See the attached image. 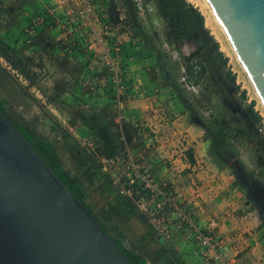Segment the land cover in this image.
<instances>
[{
    "label": "rangeland",
    "instance_id": "rangeland-1",
    "mask_svg": "<svg viewBox=\"0 0 264 264\" xmlns=\"http://www.w3.org/2000/svg\"><path fill=\"white\" fill-rule=\"evenodd\" d=\"M114 1L118 4L111 5V9L118 13L119 20L120 15L122 17L117 22L118 32L125 35L128 46H144L149 53L147 65L158 75L156 83L163 90L160 92L166 91L168 95L174 93L175 97L167 100L158 98L155 102L154 112L157 116L156 127L153 128L156 132L149 126L144 132L142 128L145 126L136 125L135 135L128 136L124 127L127 125L124 110L114 102L117 93L112 85L109 86V94L112 90L109 95L111 104L115 107L108 114L109 124L115 125L112 140L125 144V151L121 155L123 161L114 162L111 166L107 162L92 161L91 165L98 167V171L96 176L92 174L90 183L87 181L86 201L105 225L110 237L120 239L127 248L144 255L152 264H185L181 256L172 250L175 242L166 237L170 234V224L175 220L172 215L179 213L177 217L182 218L181 213H186L198 227L201 216L197 214L196 206L175 198L178 194L176 188L191 186L193 189H210L213 197L218 188L217 181L220 186L223 180L226 189L222 187L218 190L220 194L223 190L225 211L229 207L234 208V193L230 188L238 185L236 160L264 185V160L255 148L258 138L264 135V107L204 0H187L203 16V25L190 38L175 43H169L166 38L168 24L160 11L161 0ZM3 7H0L1 11ZM200 45L204 46V51L195 61L204 66L206 72L201 75L200 70L190 80L185 71L187 57ZM1 47L2 56L13 55L12 51ZM120 51L117 50L112 56L116 58L120 75L126 83L121 94L123 101L124 95L132 87V80L129 63L124 62V67L121 64ZM126 57L129 60L130 56ZM13 62L0 60V97L9 101L10 115L15 121L23 118L35 130L41 126L48 127L41 121L42 114H48L47 108L39 106L43 103L32 96L29 86L25 84V69L19 67L18 60ZM229 72L235 77V85L229 78ZM196 79L198 82L194 83ZM253 100L256 101L255 110L263 117L261 125L254 124L246 110ZM198 143L204 144L203 152H197L194 147ZM101 145L106 146L103 139ZM190 151L194 158L202 153L199 160L204 161L200 164L195 162L196 166L193 164L182 170L184 163L180 162L181 167L175 173L184 172L182 175L187 174V177L172 179L169 175L176 167L174 160L184 156L188 164L191 163ZM104 164L107 169L102 171ZM187 171L192 173V178ZM198 172L210 180L200 178L196 175ZM137 173L140 175L138 178L134 176ZM134 177L138 185L144 187L143 194L135 199L131 198L132 192H127L131 185L130 178ZM147 184L152 187L149 188ZM244 200L249 201L247 196ZM171 201L176 202V209L169 205ZM203 203L206 204L205 201ZM213 205L217 207V204ZM209 206L212 207V204ZM249 207L255 212L257 222L262 224L263 215L253 201ZM163 213H167L164 220ZM222 213L227 216L226 212ZM222 213L217 212L219 216ZM156 216L160 221L155 220ZM182 224L193 233L183 220ZM203 232L220 238L215 230L203 229ZM159 234L162 239L167 238L165 243L159 241Z\"/></svg>",
    "mask_w": 264,
    "mask_h": 264
},
{
    "label": "crops",
    "instance_id": "crops-1",
    "mask_svg": "<svg viewBox=\"0 0 264 264\" xmlns=\"http://www.w3.org/2000/svg\"><path fill=\"white\" fill-rule=\"evenodd\" d=\"M113 1L90 0L98 17L93 23V34L91 27L84 23L80 0H74L71 4L60 0H0V7L4 6V10H0V48L3 46L13 54H0V60L14 63L16 59L19 67L25 69V84L29 86L32 96L40 99L43 105L39 106L47 108V113L54 118L51 121L48 114H42L41 121L48 127L41 126L36 130L55 145L64 169L82 182L84 190L87 183L92 181V174L96 176L98 171V167L91 165L92 161L107 162L109 165L123 161L122 156L109 160L99 154L89 157L101 145L102 139L106 146L113 143L115 125L109 124L108 114L115 107L111 104V91L110 94L108 91L112 84L106 53L116 54L121 49L122 66H125L124 62L129 63L132 87L120 105L124 110V115L120 114L126 118L127 125L124 127L128 136L135 135L133 129L136 125L145 126L142 128L144 132L148 126L156 132L153 128L156 127L157 116L154 112L155 102L158 98L167 100L175 97L174 93L168 95L166 91L160 92L163 90L157 86L158 75L147 65L149 53L144 46H128L125 35L118 32L119 23L112 19ZM70 7H75L74 13ZM127 55L130 56L129 60ZM141 135L147 137L146 134ZM194 147L197 152H203L204 144L198 143ZM202 155H196L195 162L200 164L204 161L199 160ZM183 157L174 160L176 167L169 175L172 179L187 177V174L182 175L184 172L175 173L181 167L180 162L184 163L181 170L193 165ZM235 164L238 185L230 188L234 193V208L229 207L227 211L223 190L222 194L218 190L224 188L226 182L223 180L220 186L217 181L218 188L213 197L210 189H193L191 186L176 188L178 194L175 198L196 206V212L201 216L197 222L200 227L215 230L222 237L220 249L213 251L203 247L177 217L179 213L172 215L175 220L170 224L169 239L175 242L172 250L181 256L185 264H264V185L255 180L238 160ZM106 169L104 164L101 170ZM187 172L192 178V173ZM196 175L210 180L202 172ZM246 196L249 201L244 200ZM252 201L263 215L262 224L257 222L255 212L249 207ZM213 204H217V207ZM217 212L222 213L221 216ZM161 237L159 234V241L165 243L168 237L165 240ZM220 251L225 255L218 258Z\"/></svg>",
    "mask_w": 264,
    "mask_h": 264
},
{
    "label": "water",
    "instance_id": "water-1",
    "mask_svg": "<svg viewBox=\"0 0 264 264\" xmlns=\"http://www.w3.org/2000/svg\"><path fill=\"white\" fill-rule=\"evenodd\" d=\"M208 2L264 104V0ZM0 264H132L1 110Z\"/></svg>",
    "mask_w": 264,
    "mask_h": 264
},
{
    "label": "trees",
    "instance_id": "trees-1",
    "mask_svg": "<svg viewBox=\"0 0 264 264\" xmlns=\"http://www.w3.org/2000/svg\"><path fill=\"white\" fill-rule=\"evenodd\" d=\"M160 11L163 18L167 21L168 28L166 32V38L169 43L180 42L190 38L192 35L198 32L201 25H203L204 18L198 9L194 8L187 0H161ZM204 46L200 45L189 54L187 57V65L185 67L186 75L191 80L195 74L201 70V75L205 74L206 69L201 66L198 61H195L196 57L203 53ZM227 60L224 59V63ZM232 84H236L235 77L231 72L228 73ZM192 82V81H191ZM198 79L194 81L197 83ZM112 91V90H111ZM245 95V93H244ZM256 101H252L247 106V113L250 116L254 124L262 123L263 117L260 112L255 110ZM0 110L5 114L20 131V133L28 140V142L36 149V151L43 157V159L49 164V166L56 172L60 179L66 184L70 191L76 196V198L83 204V206L91 213V215L99 222L102 228L107 232L105 225L100 221L97 215L93 212L90 205L86 201V192L84 190L82 182L75 176H72L70 172L64 169L57 149L48 138L37 132L25 119L21 118L15 121L10 115L9 101L0 97ZM136 128L133 129V131ZM256 151L262 156L264 160V135H261L255 143ZM125 151V144L121 142H113L111 145L104 146L98 145L91 158L95 154H99L101 157L109 160L121 156ZM191 163H195V158L192 151L189 152ZM262 174V173H261ZM128 188L132 189L131 198H139L144 191V187L138 185L137 181L133 185H129ZM108 233V232H107ZM118 248L125 254L132 264H148V259L136 252L127 248L120 239H114L111 237Z\"/></svg>",
    "mask_w": 264,
    "mask_h": 264
},
{
    "label": "built area",
    "instance_id": "built-area-1",
    "mask_svg": "<svg viewBox=\"0 0 264 264\" xmlns=\"http://www.w3.org/2000/svg\"><path fill=\"white\" fill-rule=\"evenodd\" d=\"M62 1V3H70L74 2V0H60ZM81 1V5L83 7V9H81V14L84 18V23L85 25H88L91 27L93 34H95V31L93 29V23L95 20H98L96 14L94 13V8L92 3L90 2V0H80ZM117 1H113L112 5H117ZM70 11L72 13L75 12V7H70ZM40 20V19H38ZM106 58L109 62V69L111 71V77H110V81L112 86L115 88L117 95L115 96L114 102L116 103V105H118L120 107L122 101H121V94L123 93L124 88L126 87V83L125 81H123L122 77H121V71H119L118 69V65H117V60L114 56H112L109 52L106 53ZM15 73H17L15 71ZM17 76H19V74L17 73ZM21 78V77H20ZM121 115V114H120ZM134 176H136L137 178L140 176L139 173L135 174ZM135 177L134 178H130V184L133 185L135 183ZM147 186L149 188H151L152 186L150 184H147ZM129 193L132 192V189H128ZM170 206H174V209H176V202H170L169 203ZM181 212V211H180ZM158 215V213H157ZM182 218L181 220H183L185 223H187L191 228L192 231L195 235V237L199 240V242L201 243V245L203 247L209 248L213 251L220 249V247H222V241L219 237L210 235V234H206L203 232V229L201 227H198L196 225V223L192 220V218L187 215L186 213H181ZM167 216V213H163V217L162 219L164 220ZM155 220L160 221V218H155ZM166 237H170V234H167ZM223 254L225 255V252H219L217 257L221 258L223 256Z\"/></svg>",
    "mask_w": 264,
    "mask_h": 264
},
{
    "label": "bare ground",
    "instance_id": "bare-ground-1",
    "mask_svg": "<svg viewBox=\"0 0 264 264\" xmlns=\"http://www.w3.org/2000/svg\"><path fill=\"white\" fill-rule=\"evenodd\" d=\"M204 1H205V4H206V5L209 7V9L211 10V12H212V14H213L215 20H216L217 23L219 24L220 28L222 29V31H223L224 34L226 35V37H227V39H228V41H229V43H230V45H231L233 51L235 52V55H236V57H237L239 63L241 64L242 68H243L244 71L246 72V70H245V68L243 67V65H242V63H241V61H240L238 55L236 54V51H235V49H234V47H233V44H232V42H231V40H230V38H229V36H228L226 30L224 29V27L222 26V24L220 23V21L217 19V17H216V15H215V13H214V11H213V9H212L210 3L208 2V0H204ZM246 74H247V72H246ZM247 75H248V74H247ZM248 77H249V76H248ZM249 80H250V78H249ZM250 81H251V80H250ZM251 84H252V86H253V88H254L256 94L258 95V93H257V91H256V89H255V87H254V85H253V83H252V81H251ZM258 97H259V95H258ZM259 99H260V97H259ZM260 101H261V99H260ZM261 102H262V101H261ZM262 104H263V102H262ZM263 107H264V104H263Z\"/></svg>",
    "mask_w": 264,
    "mask_h": 264
}]
</instances>
